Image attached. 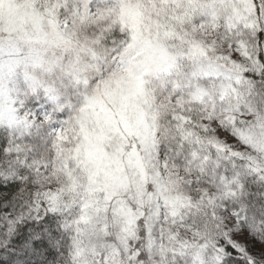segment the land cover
Returning a JSON list of instances; mask_svg holds the SVG:
<instances>
[{"label":"snow or ice","instance_id":"obj_1","mask_svg":"<svg viewBox=\"0 0 264 264\" xmlns=\"http://www.w3.org/2000/svg\"><path fill=\"white\" fill-rule=\"evenodd\" d=\"M0 264H264V0H0Z\"/></svg>","mask_w":264,"mask_h":264}]
</instances>
